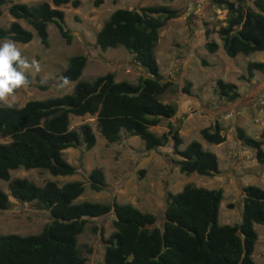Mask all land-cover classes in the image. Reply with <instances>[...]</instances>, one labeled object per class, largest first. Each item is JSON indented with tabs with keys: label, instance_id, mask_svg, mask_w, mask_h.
Listing matches in <instances>:
<instances>
[{
	"label": "trees",
	"instance_id": "1",
	"mask_svg": "<svg viewBox=\"0 0 264 264\" xmlns=\"http://www.w3.org/2000/svg\"><path fill=\"white\" fill-rule=\"evenodd\" d=\"M100 1L93 0V5ZM5 2L0 0V14ZM67 2L75 7L79 0L10 2L6 10L12 19L7 26L0 25V38L25 43L34 32L39 42L47 46L46 25L52 22L69 43L72 34L58 7ZM209 2L226 9L224 23L214 30L226 55L253 51L264 54V0ZM177 15L178 11L167 4L142 5L138 9L115 7L94 32V47L104 50L123 46L134 62L144 68L145 74L138 75L135 82L115 79L113 70L82 79L79 75L86 54L75 53L67 57L60 71L61 79L73 81L70 92L27 99L18 106H0V136L9 138L0 141V179L6 181L8 190L0 188V209L7 207L9 194L18 201H34L48 212V220L37 232L0 234V264H83L85 258L77 247L76 236L86 222L104 215L111 216L114 228L106 237L102 236L101 224L91 227V231L99 232L103 245L101 264H255L251 258L256 239L253 223H264V188L258 185L247 183L240 187V216L233 223L217 222L222 198L219 186L205 188L186 182L176 192L165 191L164 206L157 215L139 210L129 202H117L113 197L108 202L74 201L85 185L100 190L105 182L100 166L86 172L63 157L65 147L81 145L87 150L95 141L88 122L77 128L69 126V114L93 116L107 144L121 138L120 130L125 135H137L146 150L170 142L172 152L178 155L174 162L179 171L204 175L219 172L215 153L204 149L198 140L191 139L178 148L181 136L178 122L174 123L177 104L159 98L167 91L175 93L177 83L159 71L153 49L159 28L166 19ZM209 32L204 29L205 36ZM202 45L209 52L218 47L214 39L208 38ZM254 71L264 73V61H247L240 77L249 78ZM214 84L218 97L226 101L239 96L231 81L216 78ZM190 85L186 80L179 91L191 95ZM37 87L43 89L46 84L38 83ZM160 118L167 120L165 130H150L149 126L157 124ZM234 131L238 142L251 147L256 161L262 163L264 128L260 129L259 138L250 137L238 125ZM198 132L212 143L225 138L216 121L200 127ZM19 167L40 168L51 175H69L79 169L85 180L58 183L46 179L36 184L26 177H9V170Z\"/></svg>",
	"mask_w": 264,
	"mask_h": 264
},
{
	"label": "rangeland",
	"instance_id": "2",
	"mask_svg": "<svg viewBox=\"0 0 264 264\" xmlns=\"http://www.w3.org/2000/svg\"><path fill=\"white\" fill-rule=\"evenodd\" d=\"M13 1L31 3L40 0H6V2L1 5V26H7L8 22L12 19L6 7ZM196 1L197 2L192 0L188 9L186 8L188 5L187 0H101L97 5H93V0H79L78 5L75 7H72L69 2L60 4L59 7H61L63 11L64 23L72 34L70 42L66 43L64 41L52 22H47L46 25L47 38L49 41L47 46L39 42L34 32L31 39L25 43L14 41L21 50L22 55L27 57L29 61L33 58L38 61L39 71L32 70L26 73L32 81V84L25 88L18 89L15 92V99H10V103L11 105L18 106L27 99L44 98L70 92L73 81L61 79L60 71L66 65L67 57L75 53L86 54V61L79 75L82 79H91L95 75L102 74L107 70H113L115 79H126L135 82L138 75L145 74L144 68L134 62L132 54L123 46L107 47L104 50L94 47V32L101 26L102 22L115 7L138 9L142 5L150 4H167L170 7H174L178 11V15L164 21L163 25L158 30V39L153 50L159 71L162 75H169V77L177 83V90L175 93L167 91L159 98L163 101L174 102L175 97L178 92H180L179 87L183 85L186 80L203 82L200 86H198L199 84L197 83H192L193 92L199 93V95L201 94L202 87L206 89L205 93H203V95H205L203 99H194L189 97L190 95L187 96L183 93L186 98L181 101L182 103L179 108L177 107L176 117L174 118L175 124L179 118L183 120L188 114L191 115L183 122L181 127L182 142L178 147L183 148L188 141L196 139L201 142L204 149L215 153L217 156V166L222 172L219 178L221 180H214L212 185H214L213 187L219 186L221 190L222 187L227 186V188L223 189L224 194L219 202L217 222L233 223L239 220V210H241V206L239 205L242 201V195L239 193V187L241 186L237 184L236 179L231 180L232 172L229 168L231 161L235 158L232 153L236 152L235 147L239 144L235 136V131L232 128L227 130L223 142L221 144H215L202 139L197 131H194V128L192 129V127L190 128L188 126L193 125L194 121H196V126H200L201 117L206 118V121H209L210 117H221L223 112L220 111V115L218 108H226L229 110L228 103L230 101L218 97L215 90H212L213 92L210 91V88L215 87L214 83L216 78L231 81L236 85V89L238 87L240 92H244L246 77H240V74L244 73L247 61L264 60V54L261 51H253L247 54L239 52L234 56L226 55L222 49L220 38L214 31L220 24L224 23L223 20L226 13L225 6L210 4L209 0ZM18 20L24 27L31 29L22 19ZM205 28L210 30L207 36L204 35ZM205 38L214 39L218 43V47L214 52L207 51L202 45ZM5 39L8 38L0 39V43H3ZM260 74L261 72L254 71V75L259 76ZM262 76L264 77V75H261V77ZM38 83L46 84V87L43 89L39 88L37 87ZM197 88H200V91ZM260 90L263 91L264 88H259L258 91ZM179 95L181 96V94ZM236 101L237 102L234 103L235 105L239 102L240 104H238L236 109L229 110L230 112L227 120L231 121L234 119L236 124H239L246 134L252 138H257V131L259 128L252 122L251 118V112L256 100L252 99L242 104L239 99ZM197 103L202 106V109ZM204 106H207L209 110ZM215 107L216 109H212ZM205 110L210 113H207ZM82 122H88L91 126L95 136L93 145L88 150H84L81 145L78 147L68 146V148L65 147L62 154L65 159L72 162V165L77 168L82 166L81 170L86 169L85 171L87 172V169H90L92 166H101V164L105 166L100 153L106 150V148L103 146L105 139L99 133L93 116L87 113L83 115L69 114L70 127L77 128ZM160 122L165 125L164 118H160ZM234 125L235 123H232L230 127H234ZM120 134H122V130H120ZM135 137L136 140L140 139L137 135H135ZM8 139L7 136H0V141H6ZM114 145V143L108 144L110 150H112ZM166 146L171 149V145L168 143L164 145L165 148ZM240 146L245 152L250 154V159L248 160H251L250 162L252 165L257 166L246 168L245 166H249V161L245 159L247 162L242 168L244 173L237 177H241L244 183L255 184L264 188V180L259 179L257 175H255V172L260 171L261 166L254 158V154H252L253 149L242 144H240ZM222 148L223 150L221 153ZM85 154H87V156ZM112 154H114V152H112ZM222 154L223 158L220 157ZM168 156L172 159L175 158V155L171 152L168 153ZM137 160V156H135L133 152L130 153L125 151L121 153L118 159L117 169H122L124 172H127L130 166L136 163ZM163 165L164 171L162 170L163 172H161L155 167L153 162L149 164L144 163L146 174L143 177H139V173L134 172L130 178H132V182L139 181L142 185L149 183L150 180H157L160 177L162 178L161 180L167 178L168 184L171 185V189L175 191L180 190L185 182H190L194 185L209 184L210 182L209 175L198 174L196 172H181L178 168H175L174 172L170 171L168 168L173 164L168 161ZM108 171L106 167L105 169L103 167L104 179L106 182H108L110 177L113 178V175ZM175 175L178 177L175 178ZM14 176L26 177L36 184H42L46 179H53L61 183L68 178L66 175H51L48 171L40 168L25 169L21 167L9 170V177ZM71 177L83 181L85 180L79 169L77 172L73 173ZM228 177L230 179H227ZM111 186L112 184H110L108 189L96 192L85 185L82 194L83 197L87 198L86 200L94 201L95 199H99L101 201H109L111 199ZM0 188L8 192L5 180L0 179ZM96 193L97 195H95ZM107 193H109L108 196H102ZM7 198V207L0 209V234L34 233L41 228L46 220H48V212L40 208V206H37L34 201H18L9 194ZM119 199L120 198L117 200ZM159 211L161 212L162 209ZM157 212H154V214L157 215L160 213ZM94 224L102 225V236L104 237L114 229L109 215H104L102 218L92 219L85 223L82 231L76 236L77 247L85 258L83 264L102 263L103 245L100 241L99 232L91 231V227ZM253 228L256 231V239L251 251V258L255 264H264V223H253ZM88 248L90 249L88 250Z\"/></svg>",
	"mask_w": 264,
	"mask_h": 264
},
{
	"label": "crops",
	"instance_id": "3",
	"mask_svg": "<svg viewBox=\"0 0 264 264\" xmlns=\"http://www.w3.org/2000/svg\"><path fill=\"white\" fill-rule=\"evenodd\" d=\"M187 1L190 2L192 0H187ZM194 1L197 2L196 0H194ZM59 8H61V7H59ZM26 28H28V27H26ZM0 39H2V38H0ZM262 61H264V60H262ZM261 75H264V74L261 73L258 76V75H254V73H253V75L251 77L246 78V80H245L246 87L244 89L245 91L244 92L243 91L240 92L239 88L237 87V91L239 93V96L236 98V100L239 99L241 101V104H242V103H247V101L249 102L250 100L254 99L255 94L258 91V89L262 88V87L264 88V77L263 76L261 77ZM114 77H115V75H114ZM189 81H190V84H191L190 85V90L192 92V94L189 97H192L194 99H203V97L205 96V95H203V93H205L206 89L204 87H202L201 94L199 95V93L193 92V88H192L193 87L192 83H197V84H199L198 86H200L201 84H203V82H200V81H194L193 82L191 80H189ZM212 90H214L213 87L210 88L211 92H213ZM179 94H181V96ZM185 95H187V94H185ZM185 95H183L182 92L181 93L178 92L177 96L175 97L174 100H175L178 108H179L180 104L182 103L181 101L186 98V97H184ZM236 100L234 99V101H230L228 103V106L230 107V108L228 107L229 110L236 109L238 107V104H240V102L238 101L239 103L237 105H235L234 103L237 102ZM231 105H233V106H231ZM199 107L201 108L202 106L199 105ZM224 107H227V106H224ZM231 107H233V108H231ZM205 108L207 110H209L207 108V106ZM212 109H216V107L212 108ZM207 110H205V111L207 113H210ZM226 110H227L226 108H220V109L218 108V112L220 113V115H221L220 111L223 112L221 117L216 118L217 116L216 117L214 116L212 118V117L209 116L210 120L207 119L209 121H206V118L201 117L200 118V123H201L200 126H196V121H194V124L193 125H189L188 127H190V128L192 127V129L194 128V131L196 130L197 133L199 134L198 130H199L200 127L207 126V125L212 124V123H214L216 121L221 126V128L223 130V133H224V136L226 137L227 130H229L231 128L234 130V127L236 125L240 126L239 124H236V121L234 119H232L231 121L227 120V118L229 117V112L230 111L229 110L226 111ZM190 116L191 115L188 114L187 117H185V119L181 120L179 118V120H177V122L179 124L178 132H179L180 136H182L181 135V133H182V128L181 127L183 125V122H184V120H186V118L188 119ZM181 117H183V116H181ZM166 122H167V120L165 119V123ZM232 123H235L234 127H232V126L230 127V124L232 125ZM165 128H166L165 125H163L162 122H160V121L157 124H155V125L149 126V129L154 131V132H156V133L162 132L163 130H165ZM259 131H260V129H258V131H257V138H259ZM135 138L136 137L133 134L125 135L122 132L121 138L119 140H117L116 142H112V143L115 144L114 147L112 148V150H110V147L108 146V144L107 143L105 144V142H104L103 146L106 148V150H103L100 153V155L103 158V163H104L105 166H103V164H101L100 167L102 168V171H103V167H104V169L106 167V169L109 170L108 172L111 175H113V178L110 177L108 182H106L105 179H104L105 186L103 188H101L100 190L108 189L110 187V184H112V186H111L112 187V191H111V194H110L111 198L113 197L117 202H127L128 201L129 203H131L135 207H137L139 210L148 211V212H151V213L154 214V212L159 211L164 206V193H165V191H170V192H176V191L171 189V185L168 184V179L167 178L165 180H161L162 178L160 177L157 180L156 179L154 181L150 180L149 183H147L145 185H142V184L139 183V181L132 182V178H130V176H132V173L138 172L139 173V177H143L146 174L144 163L149 164L150 162H153L155 167L158 170H160L161 172H163L164 171L163 170V168H164L163 164L168 161L169 163L173 164L170 168H168V170L174 172L175 168H177V165L174 162V160L178 157V155L176 153L172 152V150L168 146H166V148H165L164 145L166 143L164 145H162V146H158L157 148L146 150L144 148L143 141L141 139L136 140ZM223 140L221 142H218V143H215V144H221L223 142ZM181 142H182V137H181ZM167 143L170 145L169 142H167ZM210 143H212V142H210ZM66 148H68V147H66ZM90 148H88V149H90ZM261 148H262V150L264 152V140L261 141ZM63 150H62V152H63ZM163 150H165V151H163ZM222 150H223V148L221 149V153H222ZM235 150H236V152L232 153V155L235 156V158H234V160L231 159L232 161H231V165L229 167L231 169V172H232V179L231 180L236 179L237 184L242 186V185L247 184V183L242 182V178L241 177H237V176H239L240 174L244 173V170L242 168L245 166V163L247 161H249V166H245L246 168H250V167L253 168V167L257 166V165H252V163L250 162L251 160H248V159H250V154H248L247 152H245L243 150V148L240 146V143L235 147ZM125 151H128L130 153L133 152L135 154V156H137V159L139 160V161L137 160L136 163L132 164L130 166L129 171H127V172H124L122 169L121 170L117 169L118 159L120 158L121 153H123ZM112 152H114V154H112ZM169 152H171V153H173L175 155L174 159H172V158H170L168 156ZM87 154H85V155L87 156ZM220 157L223 158V154ZM216 158H217V156H216ZM245 159H247V161H245ZM67 161L72 164V162L70 160H67ZM236 164H238V165L235 166ZM258 164H260V166H261L260 167V171L255 172V175H257V177L259 179H263L264 180V160H263L262 163L258 162ZM218 169H219L218 173L208 176L210 178L209 184L204 183V184H199L197 186H202V187H205V188H213L214 185H212V182L214 180H221L219 178H220V173L222 171H221L220 168H218ZM88 170L89 169H87V171ZM71 175L72 174L66 175V176H68V178L66 180L75 179V178H72ZM103 175H104V172H103ZM177 177L178 176L175 175V178H177ZM223 178H226V177H223ZM227 179H230V178L228 177ZM109 181H111V182H109ZM224 188H227V186L222 187V196L224 194V191H223ZM100 190H93V191L97 192V191H100ZM82 192L77 197H75L74 201H81V200H86L87 199V198L83 197ZM239 193L241 194L240 187H239ZM95 195H97V193ZM108 195H109V193L104 194L102 196L105 197V196H108ZM118 198H120V199L117 200ZM96 200H99V199H95L94 201H96ZM99 201L100 202H108L107 200H105V201L99 200ZM239 206H241V204Z\"/></svg>",
	"mask_w": 264,
	"mask_h": 264
},
{
	"label": "clouds",
	"instance_id": "4",
	"mask_svg": "<svg viewBox=\"0 0 264 264\" xmlns=\"http://www.w3.org/2000/svg\"><path fill=\"white\" fill-rule=\"evenodd\" d=\"M32 70L39 71V63L35 58L29 61L10 39L0 43V106L11 107L10 99H15L18 89L29 85L26 73Z\"/></svg>",
	"mask_w": 264,
	"mask_h": 264
},
{
	"label": "built area",
	"instance_id": "5",
	"mask_svg": "<svg viewBox=\"0 0 264 264\" xmlns=\"http://www.w3.org/2000/svg\"><path fill=\"white\" fill-rule=\"evenodd\" d=\"M190 2L186 8L188 9ZM256 103L252 110V122L256 124L259 129L264 128V92H257V95L254 97Z\"/></svg>",
	"mask_w": 264,
	"mask_h": 264
}]
</instances>
